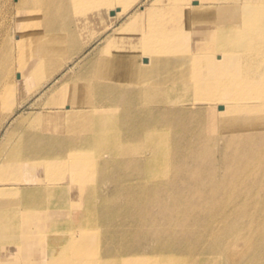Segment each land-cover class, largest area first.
I'll list each match as a JSON object with an SVG mask.
<instances>
[{"label": "bare ground", "instance_id": "1", "mask_svg": "<svg viewBox=\"0 0 264 264\" xmlns=\"http://www.w3.org/2000/svg\"><path fill=\"white\" fill-rule=\"evenodd\" d=\"M11 1L0 0V166H16L17 186L39 197L21 210L0 202V240L39 250L38 264H264V0ZM218 87L235 92L230 106L200 100ZM251 99L250 110L238 105ZM179 102L198 104L202 117L174 121ZM27 103L34 110L17 115ZM167 144L180 161L171 170ZM201 148L213 150L212 166L188 170ZM102 155L113 196L133 202L100 237L98 258L84 261L97 252L91 221L66 230L58 220L70 214L68 176L34 180L56 164L79 183L109 170ZM146 226L157 242L148 251Z\"/></svg>", "mask_w": 264, "mask_h": 264}, {"label": "rangeland", "instance_id": "2", "mask_svg": "<svg viewBox=\"0 0 264 264\" xmlns=\"http://www.w3.org/2000/svg\"><path fill=\"white\" fill-rule=\"evenodd\" d=\"M16 0H12L11 2H15ZM241 19V17H238ZM233 21L232 19H227L224 22V25H232ZM263 27H260V30ZM229 46V45H228ZM226 46L224 49H219L214 54H208L204 59L209 60V62H212L215 60V58L218 56L223 55L226 52H229V47ZM92 48H90L91 50ZM196 57H180V59L192 63V60H195ZM216 81V80H215ZM221 81V79L217 78L216 83ZM239 90V88L237 87ZM248 87H243L242 92L248 91ZM237 90V91H238ZM221 87L218 88H207L205 90H202L201 92V101H204L205 99H208L210 97L215 98V100H221L225 102V107L230 106L227 104V102L230 101L231 96L235 94V92L228 93L227 91ZM256 100H249L248 102H244V100H241L238 105H245L246 108H254L257 103H255ZM198 104L191 105L186 102H179L175 105L171 106L172 110L175 109H180L182 112L179 114H174L172 116V119L174 121H179L180 119H184L183 123L186 124H191L194 122V118H201L203 115L204 110L200 109ZM16 114H21V113H27L31 110H34V107L29 105L28 103L25 104V106H19L17 109ZM244 115L240 112L238 109L236 112V117L241 119ZM157 116H150V118H154ZM149 118V120H150ZM103 119L108 120V118L105 116ZM93 121L98 122L99 118L94 119ZM250 126H253V124L258 121L256 120V116L252 115L248 120ZM180 122V121H179ZM259 123L262 126V129L264 130V120H259ZM26 124V123H25ZM22 125V122H17L16 126ZM187 126V125H186ZM209 128L206 126L204 130H208ZM20 131V130H18ZM186 130H183V132ZM3 133V128H0V136ZM170 136V135H169ZM204 138H206L204 136ZM171 139L173 140V136L171 135ZM191 141H194V138L190 139ZM119 142H121V137H119ZM171 144V143H170ZM2 149H1V154L8 155L11 143L7 142L5 144H2ZM119 154H121V148L122 144L119 146ZM190 148L188 149V152H190ZM210 150V151H209ZM212 149H198L197 156L199 160H197L195 163H190L188 165V170H198V171H206L208 168L212 166L211 162L208 160L209 156L211 155ZM166 152H167V165L169 166V169L171 170V167L177 165L180 161L176 162L174 158H170L171 155L173 156L174 148L173 146L167 144L166 146ZM187 152V150H185ZM121 157V155H120ZM110 158V157H109ZM125 160L129 159L128 157H123ZM102 161H108V165L106 166L109 170H105L104 168L98 169V168H93L91 171H88V178L85 180L77 183L76 181L74 182L71 176L73 174V170L69 169L67 166H58L54 164L53 166H48L45 171L40 172L39 174L36 175V178L34 180L35 185H44L50 181V171L55 172L56 170L59 172H62L61 177L64 179L66 177L67 182H69L71 185L66 186V208H68V212L70 214H65L59 217V222L64 226L66 230H73L75 228H79L80 225H85L86 222L91 221V228L93 229L92 231H95L93 234L95 236V242L93 244V247L95 250H97L96 253H94L91 256H85L84 261H92L98 258V253H100V250H102V245H101V236L103 235H110V230H112L113 223L116 222L117 220L120 219V216L123 215L126 210L128 209L127 207L129 206L127 203L133 202L128 199H120L115 196L114 194V188H115V182L113 179H110V159L108 160L106 155L101 156ZM181 160V159H180ZM106 171H109L105 173ZM216 175L219 176L220 174L216 171ZM19 173L18 169L14 165H9L5 166L2 165L0 166V186L2 183L10 184L11 189H6L8 196L4 198H0V202H6L7 205L14 206V205H20V207H23L24 205H27V202H31V200L35 197H39L35 193L26 190L25 187L26 184H20L17 186V181L15 182L13 179L14 177L18 178ZM243 178H246L245 176ZM132 181L130 182H137V178L133 176ZM159 182H164V179H157ZM62 181V180H61ZM205 182V181H204ZM9 187V188H10ZM3 189H0L2 191ZM124 192V191H122ZM123 200L125 202H123ZM106 202V204H104ZM24 204V205H23ZM18 207V210H21ZM17 209V208H16ZM71 209V210H70ZM119 217V218H118ZM152 228L150 226L145 227V236L147 238L152 234ZM137 236H134L132 240H129V244L133 245L136 243V238ZM140 242V240L138 241ZM157 245V242L154 241L151 237L147 239L146 243V248L145 251H148L149 249H155V246ZM236 246L239 248L241 247L240 241L237 242ZM154 247V248H153ZM42 252L39 250H33L27 248L25 245L22 243L16 241V240H7V241H2L0 240V261L3 260L4 256H10L14 262L13 264H38L39 261L42 258Z\"/></svg>", "mask_w": 264, "mask_h": 264}]
</instances>
